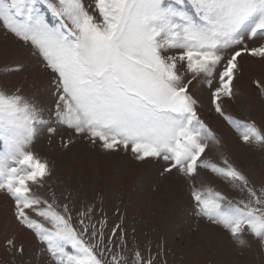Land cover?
<instances>
[{"label": "snow or ice", "instance_id": "snow-or-ice-1", "mask_svg": "<svg viewBox=\"0 0 264 264\" xmlns=\"http://www.w3.org/2000/svg\"><path fill=\"white\" fill-rule=\"evenodd\" d=\"M0 28L54 82L53 109L21 86L0 85V195L50 264H157L138 250L129 253L120 225L105 235L107 221L94 208L77 210L74 221L70 200L42 191L53 169L33 144L42 131L56 135L62 127L70 130L65 148L79 137L108 152L128 151L138 162L163 161L162 176L188 183L196 215L239 244L246 235L264 243V184L254 185L226 157L209 159L221 141L199 115L198 96L207 85L214 112L245 145L264 149V128L225 108L236 95L241 59L264 63V0H0ZM254 83L264 96V82ZM202 170L242 198L208 187ZM3 243L24 264L17 235Z\"/></svg>", "mask_w": 264, "mask_h": 264}, {"label": "rangeland", "instance_id": "rangeland-1", "mask_svg": "<svg viewBox=\"0 0 264 264\" xmlns=\"http://www.w3.org/2000/svg\"><path fill=\"white\" fill-rule=\"evenodd\" d=\"M259 41H257L258 43ZM251 46V44H250ZM19 62V63H18ZM241 71L234 81L235 98L225 108L235 119L252 122L264 128V96L255 81L264 82V63L244 56ZM24 66L23 71H15ZM0 85L14 90L23 88L47 109L54 108V82L39 59L0 28ZM264 86V84H262ZM201 118L220 139L221 144L208 153L210 160L222 157L242 171L254 185L264 184V149L245 145L210 103L207 85L200 86ZM70 130L61 128L56 135L42 131L33 151L49 161L53 174L46 193H55L72 202L73 219L85 206L95 209V217L106 220L105 235L121 226L129 253L140 251L157 264H264V243L251 235L239 244L222 227L196 215L188 183L178 175H164L163 161L142 163L128 151L108 152L86 138L74 137V143L63 147ZM2 147V145H0ZM208 187L231 200L242 195L230 183L202 170ZM12 202L0 195V264H16L3 241L15 234L25 246L24 264H50L49 256L29 232L14 222Z\"/></svg>", "mask_w": 264, "mask_h": 264}]
</instances>
